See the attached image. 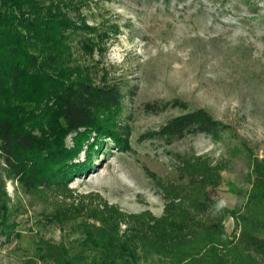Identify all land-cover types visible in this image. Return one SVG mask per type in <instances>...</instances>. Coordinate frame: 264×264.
<instances>
[{
  "label": "trees",
  "instance_id": "trees-1",
  "mask_svg": "<svg viewBox=\"0 0 264 264\" xmlns=\"http://www.w3.org/2000/svg\"><path fill=\"white\" fill-rule=\"evenodd\" d=\"M88 1L0 0V107L12 111L0 112L5 167L27 193L55 197L45 224L77 226L89 264L129 263L140 256H154L159 264H264V159L248 147L233 150L250 170L242 211L228 210L211 196L227 164L204 155H174V177L168 180L144 168L164 202L159 217L149 210L124 212L98 193L75 194L67 186L90 167V157L75 161L92 134L95 145L105 138L124 144L125 129L116 127L113 117L124 97L120 87L96 84L91 76L95 38L82 37L96 33L84 14ZM25 103L34 108L44 103L46 111L37 110L39 116L36 110L22 111ZM168 107L186 111L178 101L144 105L155 114ZM229 130L197 109L170 119L156 134L171 145L197 134L219 141ZM68 135L72 147L66 145ZM227 218L234 224L230 233ZM38 251L45 264L68 263L62 239L39 238Z\"/></svg>",
  "mask_w": 264,
  "mask_h": 264
},
{
  "label": "rangeland",
  "instance_id": "rangeland-1",
  "mask_svg": "<svg viewBox=\"0 0 264 264\" xmlns=\"http://www.w3.org/2000/svg\"><path fill=\"white\" fill-rule=\"evenodd\" d=\"M88 2L84 14L96 33L82 37L95 38L88 59L91 76L96 84L120 87L124 97L113 117L115 126L125 129L124 144L105 138L95 145L92 134L75 161L90 157V167L67 186L75 194L98 193L124 212L149 210L159 217L164 202L144 168L168 180L174 177V155H204L227 164L223 182L211 196L228 210L242 211L250 170L244 156H234L233 150L245 146L264 159V0ZM173 101L186 111L168 107L155 114L144 109L147 103ZM197 109L229 126L221 140L197 134L167 145L157 136L167 121ZM21 110H36L39 116L46 104L34 108L25 103ZM65 142L72 147V136ZM54 202L55 197L27 193L0 158V264H45L39 259V238L64 240L67 264H89L77 226L45 224L43 217ZM233 225L231 218L224 222L228 233ZM116 264L159 263L154 256H140Z\"/></svg>",
  "mask_w": 264,
  "mask_h": 264
}]
</instances>
